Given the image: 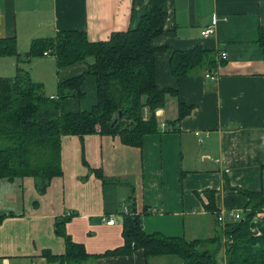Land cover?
<instances>
[{"label": "crops", "instance_id": "obj_1", "mask_svg": "<svg viewBox=\"0 0 264 264\" xmlns=\"http://www.w3.org/2000/svg\"><path fill=\"white\" fill-rule=\"evenodd\" d=\"M149 2L0 0V38L16 37L19 55L29 51L34 39L63 30L85 31L92 42L107 41L114 32L136 27ZM215 16V33L203 37ZM263 25L264 0H165L164 32L153 44L166 47L156 55L157 86L172 94L155 111L158 128L145 134L141 145L125 143L118 134L63 135L61 173L44 192L32 176L0 181L10 187L0 191V212L7 214L0 225V264H67L62 260L66 236L89 254L116 249L124 244L121 206L132 201L148 234L224 240L230 214L243 217L247 209L249 198L239 189L257 192L264 186ZM197 46L214 54L215 79L206 77L207 66L183 77L173 74L174 50ZM20 58L1 56L0 78L15 76L22 65L33 80L43 81L32 61L36 70L45 68V77L53 70L57 84L86 68L80 63L61 69L51 53L30 61ZM83 90L81 100L63 99L61 111L91 109L98 98L94 76L86 77ZM180 102L191 112L173 123ZM150 113L145 107L144 118ZM211 196L213 209L208 208ZM217 213L225 219L217 220ZM105 217H114L115 223L107 224ZM59 222H64L63 234L57 231ZM77 264L181 263L164 255L147 259L140 248L131 255L91 256Z\"/></svg>", "mask_w": 264, "mask_h": 264}, {"label": "trees", "instance_id": "obj_2", "mask_svg": "<svg viewBox=\"0 0 264 264\" xmlns=\"http://www.w3.org/2000/svg\"><path fill=\"white\" fill-rule=\"evenodd\" d=\"M164 17L165 0H150L136 27L114 32L107 41L92 42L85 31L63 30L53 37L34 39L23 55H19L16 37L0 38V57L15 55L30 61L48 52L56 57L61 69L86 64L81 73L59 81L57 98L47 96L43 83L33 80L20 66L15 76L0 78V181L32 176L44 192L51 179L61 173L63 135L118 134L125 143L141 145L145 134L156 131L159 123L155 111L172 94L170 88L160 90L157 86L156 55L166 47L155 46L153 40L164 32ZM259 42L264 50V25L260 27ZM170 65L177 77L187 76L200 66L211 71L214 54L202 46L174 50ZM88 75L96 78L97 102L89 110L62 112L63 99L81 100L85 96L83 85ZM145 107L151 111L149 118L143 116ZM190 112L191 107L180 102L179 115L173 123ZM239 191L249 202L243 217L225 225L224 264H264V186L257 192ZM210 198L208 208L213 209V196ZM128 207L122 246L94 255L66 236L62 260L77 264L91 256L131 255L141 248L147 259L164 255L177 258L181 264H219L217 256L222 244L198 247L203 240L213 243L216 236L189 241L185 237L148 234L134 213V202ZM6 215L0 212V225ZM218 216L217 213V220ZM57 231L63 234L64 222L58 223Z\"/></svg>", "mask_w": 264, "mask_h": 264}, {"label": "rangeland", "instance_id": "obj_3", "mask_svg": "<svg viewBox=\"0 0 264 264\" xmlns=\"http://www.w3.org/2000/svg\"><path fill=\"white\" fill-rule=\"evenodd\" d=\"M20 67H22V65ZM32 67H33L32 68L33 71H37V73L40 75V77L43 78V81H41V82L44 83V86L46 87V89H45L46 92L47 93H54V92L57 93L58 84H57V81L55 80V72L53 70L52 71L48 70L47 72L49 74H48L47 77H45L46 73H45V68L44 67L41 68V69L36 70L37 67H39V66H34V62L33 61H32ZM38 74L34 75V77L36 79L39 78ZM38 81H40V80H38ZM89 92H91L90 89H89ZM9 189H10L9 186H0V191H3V190L8 191ZM217 237H222V240H223V236H217L216 235V237L213 238V240H214V241H212L213 243H211V241L203 240L202 243H199L198 247L201 248V249L215 248L217 245H221L222 244L223 248H222L221 253L218 254L217 259H218L219 264H224L223 260L225 258L224 252H225V248H226V245H225V239L226 238H224V240L222 241L224 243H222L220 241L221 239H219ZM187 240H189V239H187ZM189 241H192V240H189Z\"/></svg>", "mask_w": 264, "mask_h": 264}, {"label": "built area", "instance_id": "obj_4", "mask_svg": "<svg viewBox=\"0 0 264 264\" xmlns=\"http://www.w3.org/2000/svg\"><path fill=\"white\" fill-rule=\"evenodd\" d=\"M216 21H217V18L215 16V17L212 18L211 23L202 31V36L203 37H209V36H211L212 34L215 33V24H216ZM45 54H48V52H45ZM227 57H228V55H227L226 52H222L221 53V58L223 60H226ZM216 76L217 75H216V73L214 71H208L206 73V77L207 78H210V79H215ZM128 211H129L128 205L127 204H122V206H121V213L122 214H124V213L126 214V213H128ZM230 215H231V218L233 220H239L240 217H241V214H239V213H231ZM224 219H225V216L223 214H219L218 220L219 221H223ZM105 221H106L107 224L113 225L115 223V218L114 217H110L108 219V218L105 217Z\"/></svg>", "mask_w": 264, "mask_h": 264}, {"label": "water", "instance_id": "obj_5", "mask_svg": "<svg viewBox=\"0 0 264 264\" xmlns=\"http://www.w3.org/2000/svg\"><path fill=\"white\" fill-rule=\"evenodd\" d=\"M122 114V112H120V115Z\"/></svg>", "mask_w": 264, "mask_h": 264}]
</instances>
